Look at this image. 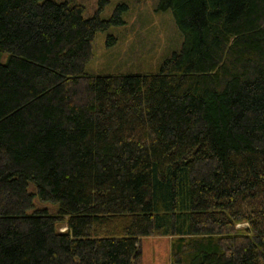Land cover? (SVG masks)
<instances>
[{
	"label": "trees",
	"instance_id": "1",
	"mask_svg": "<svg viewBox=\"0 0 264 264\" xmlns=\"http://www.w3.org/2000/svg\"><path fill=\"white\" fill-rule=\"evenodd\" d=\"M159 6L183 41L157 73L86 75L124 5L0 0V264H135L153 235L264 264V0Z\"/></svg>",
	"mask_w": 264,
	"mask_h": 264
},
{
	"label": "rangeland",
	"instance_id": "2",
	"mask_svg": "<svg viewBox=\"0 0 264 264\" xmlns=\"http://www.w3.org/2000/svg\"><path fill=\"white\" fill-rule=\"evenodd\" d=\"M83 7V16L98 13L108 19L118 5L124 24L113 25L98 32L93 41V57L86 71L93 75L152 74L158 72L165 58L180 48V35L170 10L162 9L159 0H108L100 6L99 0H54ZM107 36L116 41L107 43ZM29 189L34 192L31 184ZM34 208L54 213L58 204L33 199ZM65 230L63 226L61 231ZM169 236H147L138 241L139 256L135 264H173Z\"/></svg>",
	"mask_w": 264,
	"mask_h": 264
},
{
	"label": "bare ground",
	"instance_id": "3",
	"mask_svg": "<svg viewBox=\"0 0 264 264\" xmlns=\"http://www.w3.org/2000/svg\"><path fill=\"white\" fill-rule=\"evenodd\" d=\"M51 1V0H50ZM54 1V0H53ZM108 2V1H107ZM118 6H122V5H118ZM118 6H116V8L118 7ZM115 8V9H116ZM124 8H125V5H124ZM123 8V9H124ZM162 9H166V8H162ZM168 9V8H167ZM168 10H170V9H168ZM122 11V10H121ZM121 11H120V18H122V13H121ZM170 12H171V14H172V11L170 10ZM101 18V17H100ZM111 18V17H110ZM110 18H108V19H104V20H109ZM172 18L174 19V16H173V14H172ZM175 21V20H174ZM120 24H124V21L123 22H121ZM177 31H178V33H179V35H180V39H181V41H180V46H181V43H182V41H183V36H182V34L179 32V30L177 29ZM98 32H103V31H96L94 34H93V36H92V40H91V42H90V49H89V54H90V59L93 57V41H94V39H95V36L97 35V33ZM112 39H111V38ZM107 36V43H113V42H115L116 41V39H115V37H113V36ZM90 59L87 61V63L90 61ZM87 63L84 65V67H83V71L86 73V75H90L91 73H89V72H87L86 71V65H87ZM159 71V70H158ZM157 73V72H156ZM154 74V73H153ZM91 75H93V74H91Z\"/></svg>",
	"mask_w": 264,
	"mask_h": 264
}]
</instances>
